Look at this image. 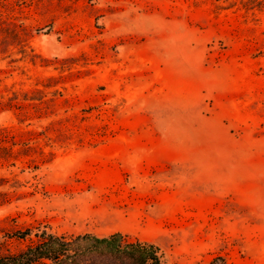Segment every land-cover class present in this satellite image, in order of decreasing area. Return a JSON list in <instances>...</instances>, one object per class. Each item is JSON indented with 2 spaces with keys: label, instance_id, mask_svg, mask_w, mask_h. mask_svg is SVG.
<instances>
[{
  "label": "rangeland",
  "instance_id": "obj_1",
  "mask_svg": "<svg viewBox=\"0 0 264 264\" xmlns=\"http://www.w3.org/2000/svg\"><path fill=\"white\" fill-rule=\"evenodd\" d=\"M0 93L4 250L264 264V0H0Z\"/></svg>",
  "mask_w": 264,
  "mask_h": 264
},
{
  "label": "trees",
  "instance_id": "obj_2",
  "mask_svg": "<svg viewBox=\"0 0 264 264\" xmlns=\"http://www.w3.org/2000/svg\"><path fill=\"white\" fill-rule=\"evenodd\" d=\"M3 98L0 93V110L10 106ZM4 129L0 128V136ZM13 146H0V151L6 154H0V158H9ZM37 236L35 242L17 251L4 250L0 242V264H163L158 246L129 240L120 231L97 235L55 234L43 230Z\"/></svg>",
  "mask_w": 264,
  "mask_h": 264
},
{
  "label": "bare ground",
  "instance_id": "obj_3",
  "mask_svg": "<svg viewBox=\"0 0 264 264\" xmlns=\"http://www.w3.org/2000/svg\"><path fill=\"white\" fill-rule=\"evenodd\" d=\"M121 224H116V226H120Z\"/></svg>",
  "mask_w": 264,
  "mask_h": 264
}]
</instances>
